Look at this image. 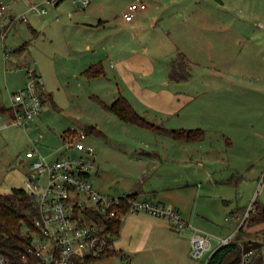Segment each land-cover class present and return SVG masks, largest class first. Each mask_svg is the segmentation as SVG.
<instances>
[{"label":"rangeland","instance_id":"rangeland-1","mask_svg":"<svg viewBox=\"0 0 264 264\" xmlns=\"http://www.w3.org/2000/svg\"><path fill=\"white\" fill-rule=\"evenodd\" d=\"M104 2L118 3L122 9L128 0ZM240 2L250 4L246 12H255L251 26L260 36L233 42L231 56L224 59L230 62L233 72L213 75L204 68L197 72L191 69L193 89L201 93L195 104H200L202 112L207 113L203 120L205 127L202 126L206 136L203 141L175 139L167 133L127 122L105 108L103 102H113L112 83L104 77H88L74 71L76 59L73 60V44L66 31L52 35L44 30L40 35H32L27 54L35 60L28 64L16 67L11 56V60L7 58V69L0 54V93L6 105L10 103L11 93L28 80L29 66L33 69L38 66L53 98L52 101L45 97L34 128L8 125L0 129V193L25 186L28 169L25 153L30 137L42 132L44 137L37 145L49 155L50 149L66 148L70 139L64 136L71 127L87 131L89 126H96L101 132L87 131L83 140L96 155L99 169L93 177L96 189L116 195L140 184L146 199L152 195L155 202L182 205L186 214L195 216L194 226L213 237L212 247L198 259L191 253L189 231L175 232L170 221L159 216L158 224L153 220L147 222V228L154 226L144 238L137 234L139 224L132 220L137 212H131L123 221L117 244L120 253L94 258L97 261L90 264H204L217 247L218 236L229 234L237 226L238 221L231 217L233 209L249 206L254 199L264 202V0ZM24 3V0H14L12 5L17 4L21 9ZM64 6L66 12L75 4L67 0ZM47 8L50 13L44 18L56 12L52 4ZM62 20L67 22V17L62 16ZM15 22L5 39L10 47L18 45L16 41L20 45L30 38L28 20ZM2 23L4 19H0ZM6 23H11V19ZM45 33L53 41L45 39ZM0 45L2 49L1 34ZM228 82L233 83L231 89L226 88ZM5 118L10 121L9 117ZM219 130L227 137L216 136ZM80 152L74 147L68 148V153ZM165 182L170 184L168 189L163 187ZM153 183L162 189L156 196L149 190ZM154 227L160 229L158 235H154ZM256 228L251 236L264 241V232L257 233Z\"/></svg>","mask_w":264,"mask_h":264},{"label":"crops","instance_id":"crops-1","mask_svg":"<svg viewBox=\"0 0 264 264\" xmlns=\"http://www.w3.org/2000/svg\"><path fill=\"white\" fill-rule=\"evenodd\" d=\"M13 1L5 3L8 6L3 15H0V19L5 20L4 24H0L2 39L0 54L4 56L7 69L9 62L7 58L10 59L11 56L15 58L10 60L16 67L18 64H28L35 60L27 54L30 51L29 45L32 44V35H40L44 30L52 35H60L61 31H66L73 44L72 57L73 60L76 59L75 72L84 73L91 65L101 63L105 72L98 78L104 77L112 83L113 101L123 95L148 120L168 128H203L205 127L204 115L207 114L202 112L200 104H195L201 93L193 89L195 87L192 83L193 77L184 80H175L170 77L174 68L183 69L181 60L177 59L179 53L184 54L186 60L190 62V68H194L196 72L199 68H204L213 75L233 72L230 62L224 61L231 56L233 42L235 40L237 43L243 40L250 41L260 36L256 28L251 26L255 12H246V9H250V4L241 3L240 0H142L147 3V7L137 10L132 20H126L124 13L134 0H128L122 9L119 8L121 6L118 3L109 4L104 0H89L88 5L83 4L84 0H72L75 6L72 10L65 12L66 0L54 5L56 12L46 18L44 16L50 13L48 8L46 13L27 9L30 3L44 0H24L26 3L21 9L18 3L13 6ZM64 15L67 17V22L62 20ZM8 19H11V23H6ZM17 20H28V36L30 37L23 43L26 46L19 51L17 49L23 45H19V41H16L18 45L15 47H10L5 42L11 30V24H16ZM3 33H5L4 36ZM44 38L50 42L53 41V38H49L46 33ZM36 67L35 70L41 75L38 66ZM225 85L227 89H231L233 83L228 82ZM44 89L45 93H50L45 84ZM10 103L6 105L0 93V129L11 125L5 118L11 117ZM97 129L100 130L98 127ZM215 135L227 137L221 130L215 132ZM61 151L62 149L58 148L50 149L49 156H56ZM162 184L165 189L170 186L167 182ZM157 186L153 183L149 189L155 196L159 190H162ZM127 192L146 197L143 186L140 184L134 185ZM151 196L150 199H153ZM253 202L251 201L249 206H237L234 209H248ZM169 205L179 210L190 224L184 229L189 231L192 253L193 228L191 226H194L195 216L191 213L186 214L182 205L171 203ZM136 214L137 216L132 220L139 224L137 234L145 238L146 235L149 236L154 226L147 228V222L153 220V223L158 224L159 216L142 211ZM170 227L175 232L183 231L174 228L171 224ZM238 228L239 222L229 234L220 236H229ZM122 229L123 224L120 237ZM256 229L255 231L262 232L264 224L258 225ZM159 230L154 227V235H158ZM218 248L219 243L208 257L212 256Z\"/></svg>","mask_w":264,"mask_h":264},{"label":"built area","instance_id":"built-area-1","mask_svg":"<svg viewBox=\"0 0 264 264\" xmlns=\"http://www.w3.org/2000/svg\"><path fill=\"white\" fill-rule=\"evenodd\" d=\"M60 1L35 2L29 10L46 13L48 4L56 5ZM89 3V0L83 1L84 5ZM7 6L0 1V15ZM146 7L145 1L134 0L124 13V18L132 20L137 10ZM21 18L25 19L24 16ZM43 89L42 76L29 67L26 85L11 94V125L34 128V120L44 106ZM87 134L85 129L71 127L64 136L70 139L67 149L62 147L61 153L56 156L46 155L38 147V140L44 137L42 132L30 137L25 153L28 169L24 188L33 195L37 214L33 227L26 228L31 241L25 250L20 251L23 264H78L87 258L119 254L117 244L120 231L112 225V221L124 204L129 206L127 214L142 211L165 217L177 229L190 225L172 206L134 195L133 192L112 195L96 189L93 177L98 174V167L93 148L83 142ZM69 147L81 152L68 153ZM251 209L252 206L243 216L235 213L231 216L239 222V228ZM127 214L121 216L122 222ZM226 219L229 220V217ZM191 227L192 255L200 259L212 247L213 235L196 226ZM238 229L229 236H218L219 246L228 244ZM253 253V250L245 251L241 264H252ZM210 257L204 264L208 263ZM0 264L16 263L0 251Z\"/></svg>","mask_w":264,"mask_h":264},{"label":"trees","instance_id":"trees-1","mask_svg":"<svg viewBox=\"0 0 264 264\" xmlns=\"http://www.w3.org/2000/svg\"><path fill=\"white\" fill-rule=\"evenodd\" d=\"M62 1V0H61ZM60 1V2H61ZM23 44L17 51L23 49ZM183 69L174 68L170 77L175 80L188 79L191 76L190 62L184 54L179 53L178 58ZM105 72L101 63L91 65L84 71L88 77H98ZM45 97L53 101L51 93L42 91V99ZM105 108L114 112L121 119L135 125L147 127L160 133H167L173 138L185 141H198L205 137L203 128H168L148 120L140 114L130 101L123 95L118 96L112 103L103 102ZM88 132H101L96 126H89ZM138 195V193H133ZM129 206L124 204L118 215L114 217L112 225L121 231V216L127 214ZM247 208H236L233 210L238 216H243ZM37 211L34 207L33 195L24 187H13L8 193H0V251L6 253L16 264H23L20 251L26 249L31 239L26 232L27 227H33ZM264 224V202L255 199L248 217L240 226L232 240L218 248L210 257L207 264H241L245 251L253 250L252 264H263L264 241L251 236L253 229ZM264 231V230H263ZM256 232V231H255ZM259 231H257L258 233ZM97 259L87 258L78 264H90Z\"/></svg>","mask_w":264,"mask_h":264},{"label":"water","instance_id":"water-1","mask_svg":"<svg viewBox=\"0 0 264 264\" xmlns=\"http://www.w3.org/2000/svg\"><path fill=\"white\" fill-rule=\"evenodd\" d=\"M221 246H219V248H220Z\"/></svg>","mask_w":264,"mask_h":264}]
</instances>
